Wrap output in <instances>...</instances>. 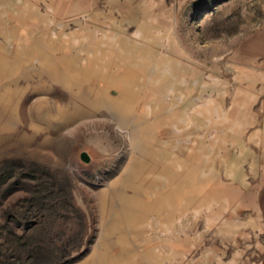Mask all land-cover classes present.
<instances>
[{
	"label": "rangeland",
	"instance_id": "1",
	"mask_svg": "<svg viewBox=\"0 0 264 264\" xmlns=\"http://www.w3.org/2000/svg\"><path fill=\"white\" fill-rule=\"evenodd\" d=\"M83 263L264 264V0H0V264Z\"/></svg>",
	"mask_w": 264,
	"mask_h": 264
},
{
	"label": "bare ground",
	"instance_id": "2",
	"mask_svg": "<svg viewBox=\"0 0 264 264\" xmlns=\"http://www.w3.org/2000/svg\"><path fill=\"white\" fill-rule=\"evenodd\" d=\"M7 91H9V90H7ZM99 259H97V261H98ZM98 263H99V261H98ZM83 264H86V263H83Z\"/></svg>",
	"mask_w": 264,
	"mask_h": 264
}]
</instances>
